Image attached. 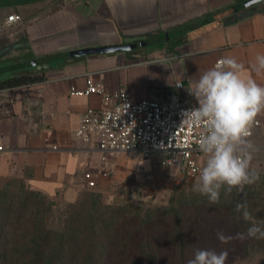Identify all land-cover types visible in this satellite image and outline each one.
<instances>
[{
    "label": "crops",
    "instance_id": "obj_1",
    "mask_svg": "<svg viewBox=\"0 0 264 264\" xmlns=\"http://www.w3.org/2000/svg\"><path fill=\"white\" fill-rule=\"evenodd\" d=\"M250 1L72 0L43 17L25 20L22 15L15 27L23 31L30 53L23 62L38 63L31 70L40 80L0 90V183L18 180L50 197L74 201L88 189L86 171L103 189L138 166L151 169L152 159L139 161L137 152L104 153L76 138L83 113L102 105L99 95L80 91L91 79L109 92L126 90L136 102H166L178 94L185 105L198 106L187 90L189 79H198L225 56L244 65L243 78L264 85V74L251 68L256 55L264 54V1ZM143 42L149 43L137 47ZM120 44L130 48L62 57ZM23 62H2L0 68ZM258 117L262 124L250 138L258 149L252 168L264 162V115Z\"/></svg>",
    "mask_w": 264,
    "mask_h": 264
},
{
    "label": "rangeland",
    "instance_id": "obj_2",
    "mask_svg": "<svg viewBox=\"0 0 264 264\" xmlns=\"http://www.w3.org/2000/svg\"><path fill=\"white\" fill-rule=\"evenodd\" d=\"M1 1L0 63L23 62L30 58L23 31L15 26L3 25L8 15L16 12L22 14L25 20H31L52 13L72 0ZM20 74L32 75L34 71L25 70ZM142 160L146 159L139 156V161ZM152 161L151 169L138 166L126 177L108 183L103 189L83 190L74 201L50 197L18 180L0 183V264H49L62 251L69 257L63 264H93L83 262L82 258L79 262L72 257L77 252L86 254L90 250L91 254L96 250L103 253L98 243L90 245L89 238L95 237L91 232L93 223L102 221L104 229L97 230L98 235L104 240L108 239V234L113 238L115 229H111L109 217L114 214L118 220L115 228L120 227L123 235L126 234L124 230L129 233L137 230L143 236L151 217L160 212L166 215L164 211L172 207L183 206L189 210V206L184 204L203 197L193 191L198 175L190 178L177 168L173 171L174 167L163 169L161 159ZM262 163L256 162L253 168L258 172L259 179L247 185L251 191L258 189L264 179V168L260 167ZM222 194L225 199L224 191ZM153 223L159 221L155 218ZM218 232L226 237L236 236L230 229ZM213 239L219 241L217 235ZM205 241L206 246H213L210 238ZM229 243L221 242L216 247L218 252H228L226 264H264V247L251 245L246 252L241 247L238 254L233 255V250L228 248ZM77 245H80L79 249ZM96 256L94 264H125L120 251L108 252L106 261L102 256Z\"/></svg>",
    "mask_w": 264,
    "mask_h": 264
},
{
    "label": "clouds",
    "instance_id": "obj_3",
    "mask_svg": "<svg viewBox=\"0 0 264 264\" xmlns=\"http://www.w3.org/2000/svg\"><path fill=\"white\" fill-rule=\"evenodd\" d=\"M251 68L264 74V54H257ZM244 65L234 57L225 56L215 65L199 74L198 79H189L187 88L197 105L184 113L183 123L198 124L205 128L199 140V150L205 163L200 169L193 191L206 196L209 203L220 201L221 191L228 196L235 189L242 192L246 185L259 179L252 168L253 154L258 151L251 141L252 127L259 115H264V85L254 79L242 77ZM182 86V85H178ZM243 209V218L252 217L246 205L236 204L235 211ZM243 239H264V227L252 223ZM222 243L232 237L217 233ZM227 251L196 249L194 258L187 264H226Z\"/></svg>",
    "mask_w": 264,
    "mask_h": 264
},
{
    "label": "trees",
    "instance_id": "obj_4",
    "mask_svg": "<svg viewBox=\"0 0 264 264\" xmlns=\"http://www.w3.org/2000/svg\"><path fill=\"white\" fill-rule=\"evenodd\" d=\"M0 4H2L1 0ZM37 66L38 63L29 62L11 65L10 67L2 66L0 68V89L20 87L39 81L40 78L36 76L19 75L22 71L31 70ZM222 192L223 190L217 204L209 203L208 198L203 196L192 203L184 204V206H189V210L179 206V208L172 207L165 210L166 215H163L162 212L158 213V215L148 219L142 237L137 230H133L131 233L124 230L126 234L123 235L120 227L115 228L118 220L116 219L117 216L112 214L109 220L110 225H112L111 229H115L113 238H110L111 236L108 234V239L104 240L98 235L97 230L104 229L102 221H97L91 226L92 236L95 234V237L89 238L90 245L98 243L103 253L96 250L91 254L90 250L86 254L77 252L72 257H75L74 259L79 262L82 258L83 262L94 264L97 259L96 255L105 259L108 252L120 251L125 264H187L188 260L194 258L196 249L217 251L218 248L216 247H219L221 241L215 242L213 238L217 235V231H223L224 228L230 229L236 235L229 240L230 243L228 244V248L234 252L233 255L238 254L241 247H243L244 252L251 245L256 244L258 247H264V239L253 237L241 239L238 236L240 233H244L246 236L247 229L252 226L253 222L264 227V179H262L259 188H254L253 191L246 185L242 192L234 189L225 199L222 198ZM236 204L246 205L252 219L246 221L243 218V209L236 212ZM155 218L159 223H153ZM237 236L238 241L236 240ZM206 238L211 239L213 246L205 245ZM80 245L76 247L79 249ZM62 252H58L57 259L49 264H63L69 257L65 251Z\"/></svg>",
    "mask_w": 264,
    "mask_h": 264
},
{
    "label": "built area",
    "instance_id": "obj_5",
    "mask_svg": "<svg viewBox=\"0 0 264 264\" xmlns=\"http://www.w3.org/2000/svg\"><path fill=\"white\" fill-rule=\"evenodd\" d=\"M22 21V14L14 12L6 17L3 25L11 27ZM178 85L182 84H177V87H181ZM80 93L102 98L100 108H88L83 113L81 124L75 132L80 142L92 143L101 152L113 155L137 152L143 159H161L163 167H175L184 176L193 178L198 175L205 161L204 154L199 150V140L205 128L183 123L184 113L196 106L185 105L178 94H172L166 102L151 99L136 102L126 90L109 92L91 79L87 80V87ZM261 124V119L257 117L252 136ZM103 161H106L105 156ZM108 174V169L102 173L105 177ZM84 180L88 189L97 187L92 171L84 173Z\"/></svg>",
    "mask_w": 264,
    "mask_h": 264
},
{
    "label": "water",
    "instance_id": "obj_6",
    "mask_svg": "<svg viewBox=\"0 0 264 264\" xmlns=\"http://www.w3.org/2000/svg\"><path fill=\"white\" fill-rule=\"evenodd\" d=\"M264 0H251L250 4H256L262 2ZM149 42L139 43L137 47L141 48L147 45ZM135 47V45H132ZM130 45L128 44H120V45H111V46H101V47H94V48H83L75 51L68 52L63 55L64 58H77L83 56H90V55H98V54H105V53H113L119 50H128Z\"/></svg>",
    "mask_w": 264,
    "mask_h": 264
}]
</instances>
